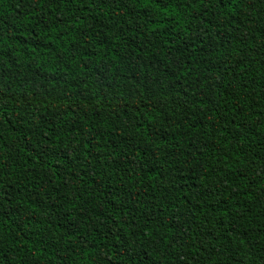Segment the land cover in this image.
<instances>
[{"label": "trees", "instance_id": "obj_1", "mask_svg": "<svg viewBox=\"0 0 264 264\" xmlns=\"http://www.w3.org/2000/svg\"><path fill=\"white\" fill-rule=\"evenodd\" d=\"M0 264H264V0H0Z\"/></svg>", "mask_w": 264, "mask_h": 264}]
</instances>
